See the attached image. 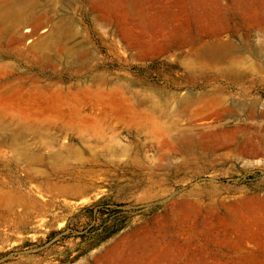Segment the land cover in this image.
<instances>
[{"label": "rangeland", "instance_id": "374dc122", "mask_svg": "<svg viewBox=\"0 0 264 264\" xmlns=\"http://www.w3.org/2000/svg\"><path fill=\"white\" fill-rule=\"evenodd\" d=\"M0 264H264V0H0Z\"/></svg>", "mask_w": 264, "mask_h": 264}]
</instances>
